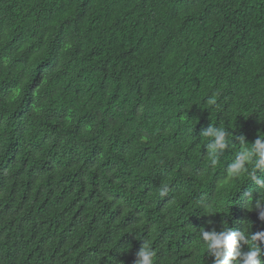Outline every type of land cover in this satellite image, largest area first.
I'll return each mask as SVG.
<instances>
[{"label":"trees","instance_id":"trees-1","mask_svg":"<svg viewBox=\"0 0 264 264\" xmlns=\"http://www.w3.org/2000/svg\"><path fill=\"white\" fill-rule=\"evenodd\" d=\"M209 123L248 143L211 165ZM258 136L264 0H0V264H208L201 226L264 231Z\"/></svg>","mask_w":264,"mask_h":264},{"label":"clouds","instance_id":"clouds-1","mask_svg":"<svg viewBox=\"0 0 264 264\" xmlns=\"http://www.w3.org/2000/svg\"><path fill=\"white\" fill-rule=\"evenodd\" d=\"M214 104L215 100L209 101ZM201 138H206L204 149L208 153L211 165L217 164L218 156L225 149L230 148L234 140H239L241 144H247L243 135L236 136L234 131L209 123L202 128L199 133ZM252 147L246 149L241 154L239 163L232 165L229 171L234 175H247L259 192L264 191V176H258L257 170L264 171V138H258L251 143ZM251 164L252 170L248 165ZM167 189L162 190L161 195ZM247 203L252 205L251 192L244 193ZM255 207L261 209L260 216L264 219V198L258 197L255 200ZM211 215V213H207ZM210 224L211 221H208ZM200 238L206 248L208 264H264V231L248 233L244 229H234L231 227L217 231L215 228L206 230L204 226L199 229ZM243 245L247 250H243ZM155 251L150 243L143 241L136 252L134 264H154Z\"/></svg>","mask_w":264,"mask_h":264}]
</instances>
